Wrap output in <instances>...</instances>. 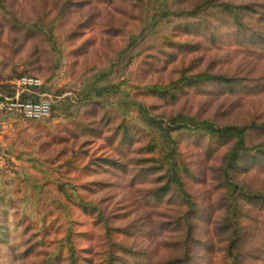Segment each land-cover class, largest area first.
Wrapping results in <instances>:
<instances>
[{
	"label": "rangeland",
	"instance_id": "obj_1",
	"mask_svg": "<svg viewBox=\"0 0 264 264\" xmlns=\"http://www.w3.org/2000/svg\"><path fill=\"white\" fill-rule=\"evenodd\" d=\"M182 1L188 6L201 0ZM227 1L264 11V0ZM67 2L78 4L65 9ZM42 17L55 21L53 35L63 49L58 66L48 41L32 28ZM137 17L138 10L121 0H0V98L15 93L13 82L18 76L33 75L44 83L45 91L38 94L52 107L51 115L36 123L0 115V211L7 215L4 227L11 230L10 240L0 243V264H38L46 252L66 257L67 249L58 244H63L67 232L73 234L76 250L91 249L81 254L90 264H106L111 243L125 249L122 260L114 264H167L185 258L184 254L192 259L191 264H264V211L259 201H239L254 219L243 222L253 237L245 242L240 258L234 263L224 252L227 235L219 230L225 217L224 192L218 174L224 148L210 158L206 138L189 136L181 144L183 159L191 169L185 185L196 204L190 220L191 250L186 253L185 210L173 194L149 198L159 186L157 174H148L137 162L141 154L136 151L146 145V133L152 136L154 132L131 106L127 113L135 124H127L130 142L116 154L105 141L110 128L96 125L99 115L92 112V106L80 108L78 97L85 79L113 66L110 83L121 84L130 100L157 105L150 115L167 127L165 117L183 110L220 126L250 120L264 123V50L249 52L228 43L217 50L201 44L202 49L192 51L184 45L201 40L175 29L176 22H162L140 35L144 26ZM257 17L245 19L243 32L264 37V22ZM76 28L83 34L66 39ZM110 29L121 33L114 36ZM131 37L137 38V44L129 49ZM89 40L86 50L77 51ZM169 40L177 46H166ZM191 62L202 70L211 66L212 73L234 78L235 93L212 84L208 90L201 86L183 95L177 93L174 102H160L144 89L152 84L167 85L180 67ZM108 101L114 106L118 98ZM78 122L92 124L88 126L98 130V136H75ZM263 136L254 132L249 138L257 143ZM157 145L144 158L157 157ZM107 156L121 161L124 170L113 174L100 169L94 174L85 168L90 160ZM235 180L264 192V157L256 163L249 156L242 158ZM96 211L107 219L110 232ZM15 221H24L23 226L17 228ZM25 225L29 229L24 232Z\"/></svg>",
	"mask_w": 264,
	"mask_h": 264
},
{
	"label": "trees",
	"instance_id": "obj_2",
	"mask_svg": "<svg viewBox=\"0 0 264 264\" xmlns=\"http://www.w3.org/2000/svg\"><path fill=\"white\" fill-rule=\"evenodd\" d=\"M121 1L130 2L132 6L138 10L140 18L137 17L136 20H139L144 26L140 35H143V32H152L154 28L159 26L162 22L171 23L173 21L176 22L175 29L181 30L184 35L195 34V37L201 40L202 43H189L188 45H184L192 51H198L200 48L202 49L201 44L207 45L209 49L217 50L220 45L223 47L228 43L233 44L235 48L249 52L257 49L260 51L264 50V37H262V35H248L243 32V28L245 27L244 21L248 17L253 20V17L258 16L257 18L259 19L257 20L259 22H264V11L258 13L254 5H237L227 0H201L193 3L194 5L188 4V6L182 0ZM77 4L78 3L67 2L65 9L70 8L69 6L71 5L77 6ZM54 24V19L46 21V19L42 17L37 20V23L32 28L48 41L51 50L57 58L55 65L58 66L57 61L62 58L61 52L63 49L55 42L56 39L53 35ZM78 28H76L70 36H67L66 39L70 41L80 37L83 33H81V29ZM119 31L110 29L109 32L117 36L121 33V31ZM174 36L178 37L177 33H174ZM136 39L135 37H131L127 48L131 49L135 47L137 44ZM259 40H261V42H259ZM89 42L90 40L81 44L77 51L83 52L86 50L90 44ZM176 44L177 42L174 43L172 40L166 42V46H170V48L176 47ZM254 44H257V46H254ZM194 64V62H191L180 67L175 73L176 78L171 80L167 85L152 84L144 89L148 90L150 96L160 102H168V100L169 102H174L177 93L183 95L187 90L194 91L201 86L207 89L212 84L221 86L222 91H227L229 94L235 93L238 85L234 78L225 77L219 73H212L211 66H207L202 70L198 64ZM112 67L108 66L107 68L96 71V73L80 84L78 97L81 104L79 107L92 106V112L99 115V118L95 122L97 123L96 125L105 129L110 128L111 132L105 138V141L107 145L113 146L114 152H116V150L121 151V147L125 146V143L130 142V129L127 124H135V119L129 118V114L127 113L128 110L130 112L131 106L136 109L138 119L140 121L142 120L145 127H147L149 131L154 132L152 136L146 133V145H143V147H140L136 151V154H141L137 162L144 167L145 172L148 174H157L155 181L159 186L149 198L155 200L161 198L164 194L170 193L175 195L185 210L182 222L186 227L183 245H187L185 247L186 253H189L191 250L190 244L192 242L191 232L193 225L190 220L196 212V204L186 189L185 179L191 175V169L190 165L183 159V153L180 150L181 144L183 140L189 136L206 138L208 139L206 142V147L208 149L206 155L208 157L215 156L222 148L225 149L220 158V168L218 171L220 179L219 186L224 192L223 210L225 213L219 230H222V232L227 235V245L224 249L227 258L231 259L234 263L237 262L238 258L241 256V250L244 249L245 242L253 237L250 228L248 229V227L243 225L244 221L252 220L253 217L248 214V207L240 205L239 201H259L261 209L264 211V192H260L259 190L248 187V185L242 182L236 181L235 172L242 158L249 156L256 163L257 159L264 157V136L263 140L257 143H252L249 138L254 132L264 134V123L250 120L244 124L220 126L209 119H200L183 110L165 117L169 124V127H167L163 122L156 121L150 115L153 109L158 108L157 105H147V103L130 100L127 94L122 91L121 84L110 83L108 78L111 75ZM22 76L36 77L33 75H21L16 79ZM13 88L15 89V87ZM41 89L45 91L44 83H42L39 90ZM119 97L121 98L119 99ZM111 98H118V102L117 104L115 103L114 106L108 101ZM0 115L16 117L15 115L9 114ZM45 119L23 121L36 123ZM88 124L92 125L90 123H75L76 126L74 125V127L77 130L75 136L82 135L88 137V135L91 134L98 136V130L94 128L90 129ZM117 139L119 140L116 144ZM154 145H157L158 148H156L159 155L155 158H144V156L150 155L149 150L153 148ZM83 152L87 153L86 151ZM116 154L118 153L116 152ZM85 168L88 171H92L94 174H97L100 169L104 172L112 171L113 173L114 171H123L124 164L118 159L107 156L90 160ZM96 213L98 219L101 220V222L102 220L105 222L106 231L110 232L111 228L107 225V219L102 216V212L96 211ZM5 216L7 217V215L3 216L2 211H0V243H6V241L10 240L9 232L11 230L4 227L3 223ZM23 223L24 221L19 224L15 221L13 224H18L16 227L20 228L23 226ZM28 229L29 225H25L23 231L25 232ZM72 237L73 234L67 232L63 244H61L62 242L58 244L59 248L67 249L66 257L62 258V253L60 254L57 252V254L54 255L55 252L52 254L46 252L44 254L45 258L38 264H60L61 261H64L65 264H81V261H87L90 264L91 260L82 257L81 254L90 253L91 249L76 250L73 245ZM124 250L125 249L117 243L109 244L104 259L105 263L114 264L117 261H121L123 253H125ZM117 254L121 255L118 257ZM184 257L183 259L170 260L167 264H191L192 259L189 258L188 254H184Z\"/></svg>",
	"mask_w": 264,
	"mask_h": 264
},
{
	"label": "built area",
	"instance_id": "obj_3",
	"mask_svg": "<svg viewBox=\"0 0 264 264\" xmlns=\"http://www.w3.org/2000/svg\"><path fill=\"white\" fill-rule=\"evenodd\" d=\"M15 93L0 98V114L15 115L22 120L37 121L51 115V104L43 100L39 89L42 85L36 77L22 76L13 82ZM34 97L41 98L33 100Z\"/></svg>",
	"mask_w": 264,
	"mask_h": 264
}]
</instances>
